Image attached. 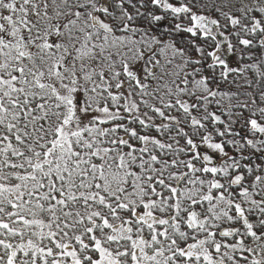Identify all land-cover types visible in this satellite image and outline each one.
<instances>
[{
    "label": "snow or ice",
    "instance_id": "obj_1",
    "mask_svg": "<svg viewBox=\"0 0 264 264\" xmlns=\"http://www.w3.org/2000/svg\"><path fill=\"white\" fill-rule=\"evenodd\" d=\"M0 264H264V0H0Z\"/></svg>",
    "mask_w": 264,
    "mask_h": 264
}]
</instances>
